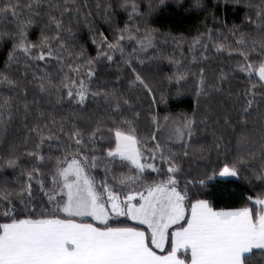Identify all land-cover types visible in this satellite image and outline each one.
<instances>
[{
  "label": "snow or ice",
  "instance_id": "obj_1",
  "mask_svg": "<svg viewBox=\"0 0 264 264\" xmlns=\"http://www.w3.org/2000/svg\"><path fill=\"white\" fill-rule=\"evenodd\" d=\"M199 2L196 0L197 6ZM164 3L165 0H160L161 5ZM24 7L27 16L23 15L18 2L0 0V17L11 16L16 20V31L10 36L13 44L0 68V86L9 93L0 95V144L8 145L3 164L11 168L18 166L16 153L19 145L8 142L14 119L19 118L28 133H34L38 139L29 152L35 163L26 172L28 183L20 189L22 207L17 208L7 191H0V264H250L257 250L264 257V195H249L245 204L239 207H215L207 199L195 198L197 194L190 193L189 185L198 183L203 187L216 176L215 169L212 175H205L199 181L185 179L181 187L183 169L177 154L160 143L147 148L146 142L137 135L134 122L123 115L117 89L114 88L111 93L92 89V78L95 76L92 59L87 61V79L77 81L68 74L57 79L65 66L80 75V65L74 68L66 61L65 53L69 58L73 53L68 50L62 33L71 34L80 23L79 17L83 15L87 20L91 13H82L76 0L70 3L65 0L63 4H55L53 0H48L47 4L44 0H29ZM119 7L124 11L131 8L129 21L142 15L138 13L136 0H119ZM153 7L150 5V11ZM53 8L59 9V18L51 11ZM111 8L112 5L108 4L104 9L105 18L109 21L114 15L109 11ZM256 15L261 21L259 27L264 31V10ZM45 16L47 21L44 26L54 25V34H45L42 30L38 44L29 42V28ZM65 16L69 18L67 28L64 27ZM156 31L145 24L143 29L136 26L133 33L132 26L126 22L115 42L103 37L96 59L106 58L111 64L114 61L112 53L119 52L123 64L133 74L128 81L129 88L140 87L154 95L152 86L133 66L131 58H125L123 41L124 33H128V39L135 40L140 50H144L152 46ZM4 35L8 33H0V37ZM236 43L239 47L235 51L243 62H237L232 72L245 74L247 83L253 87L242 92H227L226 98L231 103L216 121L220 129L213 131L215 148L220 149L225 134L230 130L238 150L246 148L253 157L258 151L264 161V92L257 100L255 88V84L259 83L264 89V38L249 40L241 34ZM37 48L38 52L35 51ZM223 48L224 45H217V51ZM252 53L256 54L255 59ZM51 60L60 65L57 74L47 70L50 67L47 62ZM34 61L46 63L44 67L35 65L39 71H32L29 78L28 71L34 67ZM22 62L23 72L15 77L13 66L18 68ZM120 67L118 65V70ZM200 74L196 87L198 98L208 96L209 88L217 93L224 92V84L235 78L221 69L216 83L206 85L203 68ZM175 78L179 82L185 78V73ZM29 85L34 89L31 100L28 99ZM101 96L106 103L111 102L107 117L112 121L108 128V146L101 151L97 136L99 134L100 140H104L105 136L100 132L99 121L97 127L87 129L78 126L75 120L61 118L59 133L67 137V142L60 145L62 153L55 157L48 155L50 163L44 165L43 145L46 141L59 140L60 136L51 133L49 126L55 125L56 120L51 111L45 117L43 106L49 105L54 110L56 106L63 105L66 98L71 109L73 104L86 106L89 97ZM123 106L130 108V100L123 99ZM33 112L39 115L34 117L37 123L30 126L28 119ZM72 114L75 116V109H72ZM40 119L46 122L41 125L38 122ZM168 119L165 117L166 121ZM153 121L159 128L156 117ZM250 122L253 125L251 128ZM65 123L71 124L68 131H65ZM195 127L193 110L192 117L185 116L183 121L173 122L169 128V138L182 143L184 156L189 155L187 148ZM45 129L49 130L47 136ZM185 134L189 141L184 140ZM151 139L155 140L156 135L153 134ZM30 140L31 136L26 135L23 144L27 146ZM242 165L243 157H238L231 164L225 163L219 175L239 177ZM44 167L50 170L47 184L44 179H37V174L43 175ZM99 168L104 175L97 179L91 173ZM118 168L127 169V173L121 171L116 176ZM151 173L160 178H151ZM255 174L258 180L264 181V163L255 170ZM34 179L47 197L46 202H35L31 183ZM24 192H27V199ZM252 201L254 206H248V202Z\"/></svg>",
  "mask_w": 264,
  "mask_h": 264
},
{
  "label": "trees",
  "instance_id": "obj_2",
  "mask_svg": "<svg viewBox=\"0 0 264 264\" xmlns=\"http://www.w3.org/2000/svg\"><path fill=\"white\" fill-rule=\"evenodd\" d=\"M13 2H18L21 5L24 16L28 15L24 5L29 3V0H13ZM47 2L48 0H44L45 4ZM68 2L70 3L71 0ZM76 2L81 7L82 13L90 12L91 15L87 17V20L81 15L80 23L73 28V32L71 34L62 33V36L68 50L73 53L70 58L65 53L66 61L71 63L74 68L79 64L80 75L71 72L65 66L63 73L57 75V79H61L63 74H68L77 81L82 78L87 79V61L92 59L95 71L91 83L92 89L107 93H111L114 88L117 89L121 96L123 115L134 122L137 135L146 142L147 148H152L156 143H160L171 148L177 154L178 162L183 169L180 176L181 187H183L185 179L195 178L199 181L204 179L205 175H212L213 169H215L216 176L207 181L203 187L198 183L195 186L189 185L190 193L197 194L195 198L207 199L215 207H239L245 204L246 197L249 195L253 197L264 195V181L258 180L255 174V170L260 167L261 163H264L259 152L257 151L253 157L246 148L238 150L235 137L231 135L230 130L225 134L220 149H216L213 135L214 130L219 131L220 129V125L216 121L223 116L224 111L231 103L226 98L227 92L229 90L233 93L242 92L246 88L253 87L252 84L247 83L245 74L233 73L232 69L236 67L237 62H243V58L235 51L239 47L236 41L241 37V34H244L249 40L264 38V31H261L259 27L260 18L256 15L258 11L264 10V0H200L199 6H197L196 0H165L163 5L160 4V0H136L138 13L142 15L135 16L131 21H129L131 8L124 11L119 7V0H76ZM53 3L63 4L65 0H53ZM97 4L100 5L99 9H97ZM108 4L112 5L109 11L114 13L110 21L106 20L104 15L105 6ZM150 5L154 6L151 11ZM45 11L48 9L45 8ZM51 11L59 18V9L53 8ZM68 19L65 16V28L68 27ZM75 19L74 13V24ZM46 21L47 17H42L39 23L29 28L27 35L29 42L38 44L42 30L45 34H54L55 26L46 28L44 26ZM126 22L132 26L133 33H135L136 26L143 29L145 24L157 30L152 46L144 50H140L135 40L128 39V33H124L125 40L123 41L125 58H131L133 66L152 86L154 95L140 87L129 88L128 81L133 78V74L131 69L123 64L119 52L112 53L114 61L111 64L106 58L96 59L98 46L102 43L103 37H107L109 42H115L116 36L120 34L119 30L124 28ZM15 23L14 17H0V33H8V35L0 37V68L3 67L4 59L12 47L13 40L10 36L16 31ZM93 33H95V43H93ZM221 44L224 45V48L217 51V45ZM106 48L107 45H105ZM133 49L136 51L134 52ZM35 51L38 52L39 48ZM252 57L255 59L256 54L252 53ZM23 59L24 57L21 56L22 61ZM45 63V61H34V67L28 71L29 78L32 71H39L35 65L39 64L44 67ZM47 63L50 64L47 70L57 74L60 65L55 60ZM118 65L121 66L119 70ZM201 68L204 69L206 85L216 83L221 69L227 71L230 77L234 75L235 78L224 84V92L217 93L209 88L207 89L208 96L198 98L196 87L200 80ZM23 69V62L18 68L13 66L14 76L19 77ZM181 73H185V78L178 82L175 77ZM117 77L120 79L117 80ZM28 87V99L31 100L34 89L31 85ZM255 88L257 100H259L260 93L264 92V89H261L259 83L255 84ZM0 95H9L3 86H0ZM123 99L130 100V108L123 106ZM110 103H106L101 96L99 98L89 97L86 106L73 104L71 109L66 98L65 103L56 106L54 110L51 106L44 105L45 117L51 111L56 120L55 125L49 126L51 133L60 136L59 140L46 141L43 145L42 152L46 157L44 165L50 163L47 156L60 155L62 153L60 145L67 142V137L59 133L61 118H67L69 121L75 120L78 126L87 129L97 127V121H99L100 132L104 134L105 139L100 140L98 134V143L101 151L106 148L109 143L108 128L112 124V121L107 118L110 114ZM72 109H75V116L72 114ZM193 110H195L196 127L190 141L187 134L184 136V140L189 141L187 148L189 155L184 156L185 148L182 143L169 138V128L173 122L183 121L185 116L192 117ZM38 115L33 112L29 117L30 126L37 123L34 117ZM153 117L157 118L159 128L153 121ZM165 117L169 119L166 121ZM205 118V122L201 123V120ZM38 122L43 125L46 121L40 119ZM12 123L13 128L9 132L8 142H15L19 145L16 153L18 166L11 168L3 164L8 145L7 143L0 144V191H7L13 203L17 208H20L22 207L20 205V189L28 183L26 172L35 163L34 157L30 156L29 152L32 151L38 137L34 133L29 134L19 118L14 119ZM252 126L250 122L249 127ZM70 128L71 124L65 123V131ZM48 133L49 130L45 129V136ZM153 134L156 135L155 140L151 139ZM26 135L31 136L27 146L23 144ZM147 148L145 149L146 155L148 154ZM238 157H243L240 176L219 177L220 168L225 163L231 164L237 161ZM156 162L159 164V160ZM121 171L127 173V169L118 168L116 176H119ZM49 172L50 170L44 167L43 175L37 174V179H44L47 184L50 180ZM91 174L96 175L97 179L104 175L102 168L96 169ZM150 176L155 179L160 178L155 173H151ZM109 179L111 180V177ZM112 182L114 183V181ZM31 183L35 202L37 204L46 202L47 197L40 190L36 180H32ZM23 195L27 199V192H24ZM248 206L253 207L254 201L248 202ZM119 219L124 220V218ZM250 264H264V257L258 250L256 255L250 259Z\"/></svg>",
  "mask_w": 264,
  "mask_h": 264
},
{
  "label": "rangeland",
  "instance_id": "obj_3",
  "mask_svg": "<svg viewBox=\"0 0 264 264\" xmlns=\"http://www.w3.org/2000/svg\"><path fill=\"white\" fill-rule=\"evenodd\" d=\"M173 139H174V141H176V142H180V141L176 140L175 138H173ZM219 177H221V178H226V177H231V176H225V177H222V176L219 175Z\"/></svg>",
  "mask_w": 264,
  "mask_h": 264
}]
</instances>
